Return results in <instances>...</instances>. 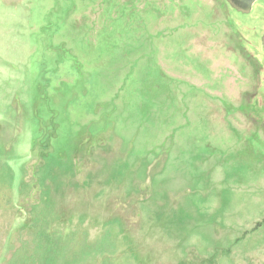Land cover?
<instances>
[{"label": "rangeland", "instance_id": "rangeland-1", "mask_svg": "<svg viewBox=\"0 0 264 264\" xmlns=\"http://www.w3.org/2000/svg\"><path fill=\"white\" fill-rule=\"evenodd\" d=\"M264 1L0 0V264H264Z\"/></svg>", "mask_w": 264, "mask_h": 264}, {"label": "water", "instance_id": "water-1", "mask_svg": "<svg viewBox=\"0 0 264 264\" xmlns=\"http://www.w3.org/2000/svg\"><path fill=\"white\" fill-rule=\"evenodd\" d=\"M227 3L238 12L248 13L251 9V5L256 0H226ZM264 1V0H262ZM261 43L264 49V31L261 36Z\"/></svg>", "mask_w": 264, "mask_h": 264}]
</instances>
